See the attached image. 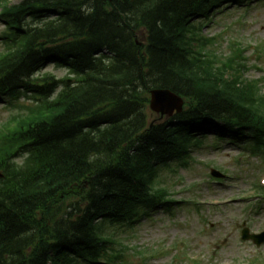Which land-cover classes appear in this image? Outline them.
Masks as SVG:
<instances>
[{
  "label": "trees",
  "instance_id": "16d2710c",
  "mask_svg": "<svg viewBox=\"0 0 264 264\" xmlns=\"http://www.w3.org/2000/svg\"><path fill=\"white\" fill-rule=\"evenodd\" d=\"M221 1L0 0L17 29L0 55V94L29 86L50 58L78 75L0 141V264L119 258L107 224L131 223L164 199L154 186L160 165L184 159L195 132L215 122L264 145L258 83L206 48L211 39L193 21ZM48 13L57 19L43 20ZM153 87L186 97L177 123L150 118Z\"/></svg>",
  "mask_w": 264,
  "mask_h": 264
},
{
  "label": "rangeland",
  "instance_id": "374dc122",
  "mask_svg": "<svg viewBox=\"0 0 264 264\" xmlns=\"http://www.w3.org/2000/svg\"><path fill=\"white\" fill-rule=\"evenodd\" d=\"M226 6L204 32L216 35L226 49L228 43H240L246 49L250 66L246 77L261 78L264 91V0ZM4 28L0 19V34ZM43 72H51L60 79L71 77L67 69L53 64ZM33 104L27 97L8 105L0 101V126L8 118L26 113ZM211 136L204 138L206 142L201 148L193 149L188 166L175 163L160 169L158 186L170 188L178 204L169 210L159 205L150 216L141 217L131 227L114 228L119 241L129 247L124 252V262L119 264H264V242L257 246L251 240L241 239L245 224L252 232L264 230V199L251 194L252 184L264 174L263 158L243 152L240 145L227 140L215 148ZM240 156L245 159L240 161ZM214 165L223 166L231 175L225 181L208 183L209 167ZM218 201L222 204L212 205ZM143 251H156L157 255L143 261Z\"/></svg>",
  "mask_w": 264,
  "mask_h": 264
},
{
  "label": "water",
  "instance_id": "95a60500",
  "mask_svg": "<svg viewBox=\"0 0 264 264\" xmlns=\"http://www.w3.org/2000/svg\"><path fill=\"white\" fill-rule=\"evenodd\" d=\"M151 107L162 113H171L174 108H182V101L169 90H152ZM243 236L246 238L249 237L246 229L244 230Z\"/></svg>",
  "mask_w": 264,
  "mask_h": 264
}]
</instances>
